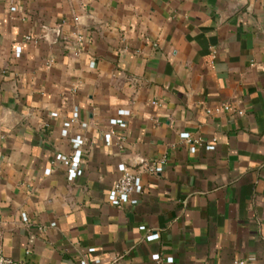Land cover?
<instances>
[{
  "label": "crops",
  "instance_id": "0c3cea01",
  "mask_svg": "<svg viewBox=\"0 0 264 264\" xmlns=\"http://www.w3.org/2000/svg\"><path fill=\"white\" fill-rule=\"evenodd\" d=\"M0 224L20 264H264V0H0Z\"/></svg>",
  "mask_w": 264,
  "mask_h": 264
},
{
  "label": "built area",
  "instance_id": "2783aa9c",
  "mask_svg": "<svg viewBox=\"0 0 264 264\" xmlns=\"http://www.w3.org/2000/svg\"><path fill=\"white\" fill-rule=\"evenodd\" d=\"M14 7V6H13ZM78 39H83V34L81 32H77ZM27 39H34L32 35H27ZM21 51V46H18L16 52ZM77 85H75V88ZM154 102H157L156 100ZM231 105L229 103H224L219 109L221 110H230ZM236 111L242 113V109H235ZM129 109H119V117H113L110 119L111 123H118L121 126H126L127 122L122 117V115H129ZM51 114L53 116L56 115V112L52 111ZM78 109L76 108L74 112V116L70 118V120L65 121L64 124L69 125L70 121H75L77 119ZM67 134V131L65 132ZM181 136L185 139H191V133L188 131H183ZM73 143L75 145V149L72 154H64L58 153L54 158L53 162L57 165H65L67 168L68 176L70 178H75L78 175H81L83 172L82 167V149L81 144L83 143V138L75 137L73 138ZM207 147L209 149L215 148V143H208ZM191 150L194 152L196 150V145L193 144L191 146ZM143 164L145 165L146 169L150 172H161L163 170V160L148 162L144 161ZM118 168L121 172L120 176L114 183L113 190L109 193V200L113 205L116 206H124L125 204L135 205L139 201V197L137 194L142 193L144 191V184L142 176L131 169L125 162H121L118 164ZM53 170L52 167L45 168V172L47 174L51 173ZM141 229H146L145 225H140ZM160 234L157 230H148L145 238L149 240L159 238ZM3 230L0 224V264H20V261L14 259L12 257L7 256L3 251ZM90 252L95 250V247H89L88 249ZM29 251V250H28ZM153 258L157 261H162L163 259L166 262H172L174 260L173 256H167L166 258H162L160 253H154ZM81 264H90L85 258L81 259ZM234 264H246L245 259L243 258H236L234 260Z\"/></svg>",
  "mask_w": 264,
  "mask_h": 264
}]
</instances>
